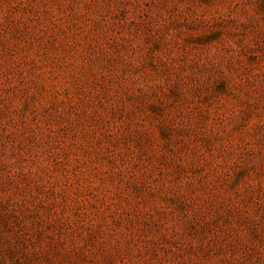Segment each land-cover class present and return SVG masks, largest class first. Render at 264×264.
<instances>
[{"label":"rangeland","instance_id":"374dc122","mask_svg":"<svg viewBox=\"0 0 264 264\" xmlns=\"http://www.w3.org/2000/svg\"><path fill=\"white\" fill-rule=\"evenodd\" d=\"M0 264H264V0H0Z\"/></svg>","mask_w":264,"mask_h":264}]
</instances>
